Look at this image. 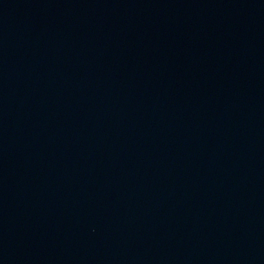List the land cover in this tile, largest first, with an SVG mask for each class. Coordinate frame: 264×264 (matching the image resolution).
<instances>
[{
    "label": "water",
    "instance_id": "95a60500",
    "mask_svg": "<svg viewBox=\"0 0 264 264\" xmlns=\"http://www.w3.org/2000/svg\"><path fill=\"white\" fill-rule=\"evenodd\" d=\"M0 264H264V0H0Z\"/></svg>",
    "mask_w": 264,
    "mask_h": 264
}]
</instances>
